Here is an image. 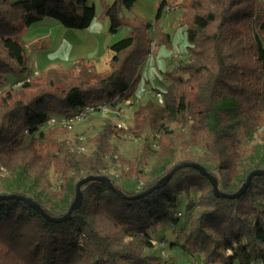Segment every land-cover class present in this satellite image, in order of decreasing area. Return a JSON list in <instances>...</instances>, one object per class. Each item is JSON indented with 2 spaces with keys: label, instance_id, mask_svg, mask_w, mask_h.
<instances>
[{
  "label": "trees",
  "instance_id": "16d2710c",
  "mask_svg": "<svg viewBox=\"0 0 264 264\" xmlns=\"http://www.w3.org/2000/svg\"><path fill=\"white\" fill-rule=\"evenodd\" d=\"M101 2L99 17L108 20L109 32L130 27L127 36L109 46L108 69L88 82L90 65L81 59L74 65L77 83L67 89L56 84V71L47 70L36 75L45 86L28 100H12L6 91L0 104V156L25 141L47 148L51 118H70L87 105L114 106L134 91L136 79L131 77L149 55L152 23L121 15L135 0ZM176 6L184 8L187 46L173 68L162 72L168 80L165 89H154L162 94L168 117L186 120L188 115L191 127L206 132L203 154L183 161H199L207 171L219 172V189L234 194L251 171L264 170V163L241 169L251 156L248 136L255 121L264 119V0H159L154 21L167 7ZM45 17L66 28L85 29L96 17L95 5L93 0H0V85L11 75L20 77L14 83L24 80L20 84L29 86L27 51L19 38L25 28ZM188 89L195 92L198 111L186 99ZM224 102L230 103L228 109L218 107ZM220 109L226 114L231 110L234 121L218 124ZM161 130L166 133L167 128ZM62 159L74 177L82 175V165L69 151ZM177 163L170 162L141 186L135 181L133 188L113 178V188L86 182L81 186L80 207L59 223L45 219L27 201L1 198L0 264H169L171 258L147 251L158 242L153 237L156 232L178 223L180 195L188 199L189 214L183 249L201 253L204 264H264V176H253L238 197H217L206 177L192 167H182L156 189L133 198L156 185ZM91 166L98 171L95 164ZM235 171H243L241 179L234 180ZM193 192H199L196 199ZM7 193L31 198L51 216L61 215L23 189L6 192L0 186V194ZM159 243L164 246V239ZM176 244L169 242L171 247Z\"/></svg>",
  "mask_w": 264,
  "mask_h": 264
},
{
  "label": "rangeland",
  "instance_id": "374dc122",
  "mask_svg": "<svg viewBox=\"0 0 264 264\" xmlns=\"http://www.w3.org/2000/svg\"><path fill=\"white\" fill-rule=\"evenodd\" d=\"M158 2L135 0L130 10L121 12L126 18L140 17L152 23L148 34L151 46L149 55L139 62L138 69L131 77L136 79L134 91L113 108L107 107L109 111L106 114L91 113L68 124H50L51 139L47 148H39L25 141L17 150L4 151L0 156V186H4L6 192L23 189L45 201L56 214H62L70 206L76 184L82 177L103 175L123 183L124 187L133 188L135 181L141 186L147 178L158 176L170 162L180 163L188 156L198 158L203 154L206 132L191 127L188 115L186 120L179 116L175 120L168 117L163 111L162 94L161 97L155 95L154 88L164 90L168 83L163 79L162 72L173 68L175 60L187 46L184 8L167 7L155 22ZM93 3L96 17L85 29L66 28L56 20L45 17L23 30L19 39L27 51L31 72L25 81L29 80V86L20 84L24 80L14 83L20 77L6 76L0 85V104L6 91L11 92L12 100L22 101L40 91L45 86V80L36 77L39 72L56 71V84L67 89L77 83L78 68L74 65L81 59L90 65L85 79L88 82L108 69L111 57L109 46L127 36L130 27L122 25L116 32H109L108 20L99 17L101 0H93ZM262 44L264 46V36ZM186 99L193 103L194 111L199 110L192 89L187 90ZM218 107L228 109L230 103L224 102ZM230 111L226 114L220 109L218 124L234 121L235 116ZM255 123L248 136L251 156L243 161V171L264 163V119H258ZM161 126L167 128L166 133H162ZM68 151L83 167L80 177H74V172L62 159ZM192 162L200 164L199 161ZM93 164L98 167L97 174L91 166ZM211 168L216 171L214 167ZM90 170L91 173H88ZM242 172L232 173L234 180L241 179ZM210 173L217 179L221 177L219 172ZM198 195L199 192H193L192 198L196 199ZM187 200L185 195H180L177 210L182 216L178 223L156 232L153 237L158 242L147 251L168 261L171 258L169 264H204L201 253L190 254L181 246L189 229V214L185 210ZM161 238L164 239V246L159 243ZM170 241L177 244L171 247Z\"/></svg>",
  "mask_w": 264,
  "mask_h": 264
},
{
  "label": "water",
  "instance_id": "95a60500",
  "mask_svg": "<svg viewBox=\"0 0 264 264\" xmlns=\"http://www.w3.org/2000/svg\"><path fill=\"white\" fill-rule=\"evenodd\" d=\"M182 167H192V168L196 169L197 171H199L204 177H206L208 179V181L210 182V185L212 187L213 193L217 197H229V198L238 197L246 190V188L248 187L253 176H259V175L264 176V170L263 169H255L248 174L246 181L242 184V186L238 192H236L234 194H227V193L222 192L219 189V183H218L217 177L214 176L213 174H211L209 171H207V169L203 165H201L199 163H195V162L182 161L180 163H177L167 174L162 176L156 185L149 188L145 192H143L137 196H134L133 198L142 197V196L148 194L149 192H151L152 190L156 189L160 184H163L166 181H168L170 179V177L172 176V174L177 169H180ZM88 181H99V182L105 183L109 187L113 188L111 180L107 176L90 174V175H87L85 177H82L76 184L75 196H74L73 200L71 201L70 206L68 207V209L64 213H62L61 215H57V216H51V215L47 214L37 203L33 202L31 200V198L25 197L23 195H19V194H15V193L0 194V199L1 198L22 199L24 201H27L29 203V205L33 209L38 211L41 215H43L45 219H47L48 221H54V222L59 223V222L69 220L71 218L72 212L77 210L80 207V205L82 203L81 186ZM118 193H120V192L118 191Z\"/></svg>",
  "mask_w": 264,
  "mask_h": 264
},
{
  "label": "built area",
  "instance_id": "2783aa9c",
  "mask_svg": "<svg viewBox=\"0 0 264 264\" xmlns=\"http://www.w3.org/2000/svg\"><path fill=\"white\" fill-rule=\"evenodd\" d=\"M155 95H157L158 97H161V94L159 92H155ZM107 107H109V109H111L114 106H112L109 103L97 104V105H87L83 109H81L80 111L76 112L70 118H61V119H55V118L53 119V118H51L49 120V124H55V123H58V122L62 123V124H68L69 122H73V120H75V119H79V118H81L83 116H86L87 114H91V113L106 114L109 111Z\"/></svg>",
  "mask_w": 264,
  "mask_h": 264
},
{
  "label": "crops",
  "instance_id": "0c3cea01",
  "mask_svg": "<svg viewBox=\"0 0 264 264\" xmlns=\"http://www.w3.org/2000/svg\"><path fill=\"white\" fill-rule=\"evenodd\" d=\"M93 21V20H92ZM92 23V22H91ZM90 26V25H89Z\"/></svg>",
  "mask_w": 264,
  "mask_h": 264
}]
</instances>
